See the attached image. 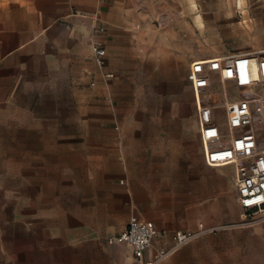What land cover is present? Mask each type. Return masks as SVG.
Segmentation results:
<instances>
[{"label": "rangeland", "instance_id": "1", "mask_svg": "<svg viewBox=\"0 0 264 264\" xmlns=\"http://www.w3.org/2000/svg\"><path fill=\"white\" fill-rule=\"evenodd\" d=\"M153 1L154 18L141 16L142 36L161 53L183 55L189 47L190 62L218 57L233 74L223 82L214 74L215 94L185 89L188 66L162 56L159 67L145 65L131 79L121 94L128 99L114 101L112 121L98 125L99 131L68 120L77 110L63 92L58 107L0 108V247L14 240L45 242L42 212L78 207L116 226L133 204H155L195 224L219 225V264H264V214L240 207L231 168L207 163L200 172L190 157L162 152L186 142L167 108L173 101L183 100L181 110L192 115L201 104H214L219 119L227 99L264 94V0ZM156 81H163L160 91L154 90ZM133 109L144 117L142 125L131 124L133 134L126 137L121 122ZM159 116L167 117L164 123H154ZM257 126L264 136L262 124ZM123 149L130 150L131 159ZM127 167L133 171L126 172ZM220 167L229 169L218 176ZM23 212L34 215L28 228L15 220Z\"/></svg>", "mask_w": 264, "mask_h": 264}, {"label": "crops", "instance_id": "2", "mask_svg": "<svg viewBox=\"0 0 264 264\" xmlns=\"http://www.w3.org/2000/svg\"><path fill=\"white\" fill-rule=\"evenodd\" d=\"M153 5V0H0V108H33L55 103L58 107L63 92L77 110L68 120L76 125H92L93 130L99 131L98 125L111 123L114 101L128 99L121 94L131 79L141 75L145 65L152 69L159 67L162 56L184 61L188 69L183 87L191 90L187 75L192 63L198 60L190 62L189 47L183 55L169 50L161 53L151 39L139 33L144 22L141 16L146 13L154 18ZM94 47L102 48V55H97ZM162 83L156 81L154 90L160 91ZM180 102L183 100L173 101L167 108L186 142L178 149L162 152L172 157H190L199 171L204 172L207 161L202 150L199 111L185 114ZM80 109L86 113L80 115ZM101 110H108V115ZM141 115L136 109L130 110L121 122L126 137L133 134L131 124L141 123L140 118L144 117ZM166 119L159 116L157 121L153 120L161 124ZM135 129L145 133L143 126ZM124 155L125 159L132 157L128 149ZM121 159L124 160L123 156ZM224 169L229 168H218L217 175H223ZM125 171L133 169L127 167ZM133 213L153 224L157 231L144 252L145 260L152 259L157 249L172 246L175 232L195 231L203 223L214 229L157 264H219V225L204 221L195 224L155 204L135 203L130 209V215ZM130 215L126 214L113 226L102 223L89 211L81 213L78 207L65 213L42 212L45 242L14 240L3 245L0 264H138L130 246L106 241L107 236L118 235L125 229ZM33 216L17 213L15 220H22V226L28 228Z\"/></svg>", "mask_w": 264, "mask_h": 264}, {"label": "built area", "instance_id": "3", "mask_svg": "<svg viewBox=\"0 0 264 264\" xmlns=\"http://www.w3.org/2000/svg\"><path fill=\"white\" fill-rule=\"evenodd\" d=\"M93 51L97 55L103 53V49L98 47H94ZM232 72L229 66L224 67L221 59L210 57L193 62L187 78L193 88L206 89L215 94L217 90L212 84L214 74L218 73L223 82ZM254 106L262 108L258 112ZM223 108L218 119L216 105L201 104L199 107L202 150L206 161L213 166L230 167L240 207L264 214V136L257 126V123H261V128H264V94L227 99ZM212 229L199 223L195 231H177L173 235L172 246L157 249L152 259L145 260L144 252L151 246L157 231L153 224L133 213L125 229L118 235L107 236L106 241L130 246L138 264H157L184 244Z\"/></svg>", "mask_w": 264, "mask_h": 264}]
</instances>
